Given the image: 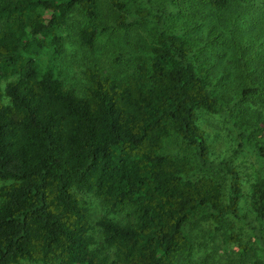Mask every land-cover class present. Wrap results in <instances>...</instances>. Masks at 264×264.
<instances>
[{
    "label": "trees",
    "instance_id": "trees-1",
    "mask_svg": "<svg viewBox=\"0 0 264 264\" xmlns=\"http://www.w3.org/2000/svg\"><path fill=\"white\" fill-rule=\"evenodd\" d=\"M207 1L221 9L243 0ZM98 4L0 0V264H178L177 255L191 248L188 219H210L218 229L227 217L249 225L246 240L225 233L237 246L235 264H243L253 242L264 246V177L246 184L230 158H209L196 110L232 109L221 107L210 65L187 37L160 19L142 46L119 51L113 72L86 65L82 94L59 77L52 60L61 51L60 29L78 10L86 22L76 42L91 50ZM120 17L115 25L126 28ZM249 116L248 129L236 126L233 153L249 141L264 161V134L251 140L264 125ZM214 168L227 177L224 192ZM77 192L103 204L96 246Z\"/></svg>",
    "mask_w": 264,
    "mask_h": 264
},
{
    "label": "rangeland",
    "instance_id": "rangeland-1",
    "mask_svg": "<svg viewBox=\"0 0 264 264\" xmlns=\"http://www.w3.org/2000/svg\"><path fill=\"white\" fill-rule=\"evenodd\" d=\"M115 1L122 2L124 9H119L112 0H99L94 20L99 30L91 50L81 48L76 42L77 29L86 22L78 10L74 9L69 14L66 24L60 29L62 47L52 64L65 86L82 94L87 83L83 74L86 65L104 67L109 71L116 69L119 51L124 53L142 46L143 41L154 33L161 19L162 23L165 21L164 25L174 27L187 37L196 55L210 65L212 86L222 95L221 107L229 106L232 109L224 114L196 110V123L204 133L209 158H230L246 184L264 177V161L255 155L250 147L251 142H246L241 151L233 153L238 124H243L242 129H248L252 121L248 123L245 120L252 114L253 117H249L259 127L264 125V0L231 2L221 9L214 8L207 0ZM159 11L161 16L157 19L155 14ZM120 16L129 23L126 28L115 25L114 21ZM249 85H259V88L255 94L242 95L241 90ZM254 113H259V117H255ZM263 134L264 127L261 132L255 131L251 140H259ZM210 174L221 183L224 192L227 185L224 172L214 168ZM3 182L0 181V184ZM76 194L86 205L91 223L89 232L96 246L100 244L101 238L94 221L104 212L103 204L90 192ZM243 206L241 212L245 213ZM116 217L124 218L123 213ZM229 229L239 232L242 240H246L250 231L244 220L232 217H227L218 229L214 228L210 219H188L183 224V231L191 239V248L177 255V263L235 264L238 260L235 252L237 246L225 240V233ZM262 232L264 235V229ZM253 245L255 250L246 252L242 258L243 264H253L256 258L264 260V246L256 242Z\"/></svg>",
    "mask_w": 264,
    "mask_h": 264
}]
</instances>
